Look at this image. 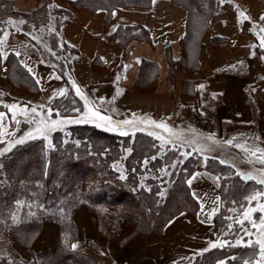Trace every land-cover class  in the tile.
Here are the masks:
<instances>
[{
	"label": "crops",
	"instance_id": "crops-1",
	"mask_svg": "<svg viewBox=\"0 0 264 264\" xmlns=\"http://www.w3.org/2000/svg\"><path fill=\"white\" fill-rule=\"evenodd\" d=\"M14 1L15 6L23 11L36 7V0ZM54 2L72 10L66 0ZM227 2L229 8L216 11L209 18L201 37L198 66L195 68L181 66L189 11L173 0H152L147 8L120 7L110 15L103 9L74 10V20L64 25L61 31V38L78 51L72 56L75 62L69 76L71 86L76 91L79 89L86 107L94 104L101 116L114 117L116 122L127 119L116 117L117 112L120 116L123 113H140L143 125L152 121L156 125L159 122L166 125L176 119L187 118L195 126L197 121L204 120L209 129L206 134L213 133L216 140L252 159H264V19H261L264 0ZM120 26H142L150 39L135 38L123 47L114 38ZM142 35L146 36L144 32ZM0 53L3 70L7 68L9 54H14L33 79L39 81L41 92L30 96L16 93L6 83L0 85L1 90L24 99L32 109H43L51 97L64 96L69 91L68 82L42 60L38 49L21 31H8L4 43L0 44ZM144 60L155 65L152 70L146 71L142 64ZM104 84L107 87H103ZM60 90H63V95L57 94ZM101 105L109 107V110ZM27 107L19 102H8L7 111L0 110L3 113L0 117L1 137L5 147L21 136L10 138L16 130L19 116L24 109L28 111ZM81 111L58 119L83 121L79 123L101 120L98 116L88 115L89 122H86L83 114L78 115ZM67 123L75 124L64 122L61 125ZM96 124L103 128L106 125L102 122ZM34 127L27 133H35ZM226 139L232 144H228ZM253 141L257 142L252 152L256 155L246 151ZM187 183L199 205L197 215L180 213L169 222L162 236L136 239L129 245L128 259H118L114 246L110 247V255H105L87 245L86 238L95 240L96 235H91L83 208L73 216L78 237L73 239L71 249L92 259L95 264H173L206 250L210 246L206 244L213 227V216L220 209L218 186L201 170L192 172ZM57 229L55 221L42 224L40 239L43 240V248L50 245L53 248ZM50 236L51 243L46 241Z\"/></svg>",
	"mask_w": 264,
	"mask_h": 264
},
{
	"label": "trees",
	"instance_id": "trees-1",
	"mask_svg": "<svg viewBox=\"0 0 264 264\" xmlns=\"http://www.w3.org/2000/svg\"><path fill=\"white\" fill-rule=\"evenodd\" d=\"M151 1L72 0V3L77 8L104 9L110 15L120 7L147 8ZM173 1L185 6L189 11L181 66L195 68L198 66L201 37L210 16L216 11L229 8L230 5L228 0ZM8 16L23 19V30L30 36L40 27L51 30L48 31L51 37L49 46L37 37L33 40L41 49L44 59L56 68L68 82L70 89L65 96L56 98L50 109L53 116L76 114L77 112L72 110L81 107L82 99L71 86L69 76L74 62L72 56L77 55L78 51L59 35L62 27L73 19V13L48 4H43L34 12H18L14 8L13 0H0V38H3L7 29ZM52 19L56 22L55 27H50ZM142 32L146 36L142 35ZM139 37L150 39L147 30L142 26H120L114 33L116 42L123 47ZM171 63L173 64L172 60ZM142 64L146 71L155 66L145 60ZM8 66L25 83L29 91L39 90L37 82L14 54L9 55ZM142 70L144 71L143 68ZM9 78L14 80L11 72ZM11 101V97L0 91V110H6L7 103ZM198 132H201V135L205 133ZM198 132H194L197 140L200 139ZM204 135L202 148L190 141L170 139L168 142L172 147L169 146L170 148L160 153L157 138L144 131H137L130 136L97 124L78 123L68 125L64 129H56L49 144L44 138L34 137L6 150L0 154V234L10 233L17 241L25 244L23 242L37 238L43 221H56L59 224V237L53 252L30 253L32 261L25 263L14 261L12 258H2L0 264H95L92 259L71 249V242L78 235L73 213L82 204L89 209L117 206L124 224L135 222L140 232L159 234L163 229L160 223L165 224L179 212L197 206L187 183L189 175L195 170L208 172L219 180L221 187L225 186V189H222L221 210L213 219V241L221 235L224 239L233 237L231 232L225 234L230 221L228 215L232 211L237 212L233 206L239 205L238 202L246 197L243 194L250 192L255 182L250 177L246 179L241 176L238 166L227 160L211 153L204 155L203 151L210 150L205 148L209 142H218L213 133ZM209 136L213 139H208ZM4 146L5 143L0 142V149ZM128 149L130 153L125 156ZM239 154L243 159L251 158L245 153ZM203 155L207 157L204 158ZM255 159V164H259L261 168L257 169L254 165L251 176L261 174V170L264 172V163ZM122 160L124 170L120 175L114 168V163ZM145 161L148 163L146 166ZM14 216H20L21 220L17 222ZM98 232L101 236L107 234L99 230ZM70 235L73 236L71 239ZM260 238H264V231ZM110 239L116 240L111 235ZM124 240L119 244H123ZM259 241L214 246L195 259L192 256L181 260L180 264H184L186 260H189L186 264H253L256 258L261 260ZM29 243L26 249L31 251ZM86 243L98 252H108L104 246L91 238L87 239Z\"/></svg>",
	"mask_w": 264,
	"mask_h": 264
},
{
	"label": "rangeland",
	"instance_id": "rangeland-1",
	"mask_svg": "<svg viewBox=\"0 0 264 264\" xmlns=\"http://www.w3.org/2000/svg\"><path fill=\"white\" fill-rule=\"evenodd\" d=\"M67 3H69V5L71 6L72 10L70 9H65L64 7L58 6L54 0H36V7L31 9V10H20L15 6V1L14 2V8L16 11L18 12H34L35 10H37L40 6H42L43 4H48V5H53L57 8H63L65 10H68L69 12L73 13V19L70 21L72 22L74 20V10L76 11H81V10H90V11H95V10H91L88 8H77L75 7L76 5H74V3H72V0H66ZM129 8V7H127ZM118 9V8H117ZM104 10V9H103ZM107 12V11H106ZM108 14V13H107ZM7 18V17H6ZM8 21V26L7 29L5 31V33H8V31H13V30H18L21 31L24 35H26L28 37V39L33 43V45L38 49V51L40 52V55L42 56V60L44 62H47L42 54L41 49L35 44L34 42V38L33 37H37V39H40L41 42L45 45H50V39L51 37H49L48 30L45 27H40L37 28V31H35V36L32 35L30 36L28 33H26L23 30V24L24 23H20V21H23V19H17L14 17H10L8 16L7 18ZM68 22V23H70ZM66 23V24H68ZM50 27H55L56 26V22L54 23V19H52L50 21ZM65 24V25H66ZM64 27V26H63ZM62 27V29H63ZM124 27V26H123ZM53 29V28H51ZM61 29V31H62ZM58 30V28H57ZM4 33V34H5ZM59 35H61V33L59 32ZM5 37L3 36V39ZM61 38V37H60ZM54 41L55 38H52ZM122 46V45H121ZM47 47V46H46ZM11 55V54H9ZM75 62V61H74ZM48 63V62H47ZM49 65H51L54 69H56L52 64L48 63ZM11 72L12 77L14 78L13 81L10 80L9 78V74ZM57 72V71H56ZM57 74H59L57 72ZM59 77H61L62 79H64L60 74ZM65 82H67L64 79ZM7 84L8 86H10L11 88H13L15 90L16 93L18 94H22V95H34V94H38L41 92L40 87L38 91L35 92H31L29 91L28 87L25 85L24 82H22L20 80V78L17 77V75L14 73L13 69L8 66V61H7V68L6 70H3V68H0V85L1 84ZM39 86V85H38ZM103 87H107V85L105 84V86L103 85ZM0 91L6 95H8L9 97L12 98L11 102H19L20 104H25V106H28V111L26 109H24L23 114L19 116V120L17 121L16 124V130L15 132L11 135L10 138L15 137V136H20L18 138H16L15 141H12L10 143V145L8 147H2L0 149V154H2L3 152H5L8 149H11L13 146L19 144V143H25L28 142L30 139L34 138V137H40V138H44L46 143H50L51 141V135L52 133L56 130V129H64L66 128V126L71 125V124H63L61 125V123H58L54 126H52L53 130H49V125L51 124V121L55 120V121H62L60 119H58V117H64V115H60L58 114L57 116H53L52 115V110L51 108V104L52 102L56 99V98H61L63 96H55V97H51L48 100V105L46 107H43V109L35 107L36 112L32 111V107L31 105H28L27 101H25L24 99H20V98H16L15 96L11 95L9 92L7 91H3L0 89ZM66 95V94H65ZM64 95V96H65ZM82 107V108H81ZM80 108H77L79 110H82L81 113H78V115L80 116V114H84L86 112H88V115H92L91 112H89V109L92 110V112H96V108L94 107V104H89V107L86 105H84V102L82 101V105ZM102 108H105L104 105H101ZM77 109H73L72 111H77ZM106 111L109 110V107L105 108ZM49 110L50 113H49ZM86 110V111H85ZM2 111H7L6 110H2ZM100 113V112H99ZM75 114V113H74ZM102 113H100L101 115ZM116 117H126V120H130L133 121L132 124H123V123H117L114 120V117H110V119L107 120H97L96 122H102L105 123V128L107 129V127H109V130L114 131L116 133L119 134H124V135H130L133 136L134 133H136L137 131H144L146 133H149L150 135H152L153 137L157 138V140L159 141V146H160V153L163 152L164 150L170 148L169 146L172 147V144L169 143L168 141L170 139H175L178 140L180 142L183 141H190L193 144H195L196 146L202 148L204 144H202V140L205 139V133L207 130L206 128V124L204 122V120H200L197 121L195 126H192L187 118H182L180 119H176L173 122H170L168 124H166V126H168V129H171L172 132L167 131L164 128H160L157 127V125L155 123H145V125H143L140 121V119L142 120V122L144 121L142 114L140 113H133V114H128V113H123L121 116L118 115V112L116 113ZM134 116V117H132ZM10 117V121L13 122V120ZM107 117V116H105ZM130 117V118H128ZM43 121V122H41ZM86 122H89V120L87 119ZM96 122H93L94 124H96ZM85 123V122H84ZM194 123V122H193ZM76 124V123H75ZM100 124V123H99ZM97 124V125H99ZM159 124H161L159 122ZM35 125L34 127V131L35 133H27L29 132V129ZM102 125V124H100ZM99 125V126H100ZM171 125V126H170ZM103 126V125H102ZM47 129V131H46ZM198 131H202L205 132L203 135H201V132ZM194 132H198V138H200L199 140H197V138L194 136ZM227 141H230L229 139H226ZM18 141H22V142H18ZM218 142H213V144L211 142L208 143V146H205V148H209L210 150L207 151H203L204 155H207L208 153L217 156L219 158L225 159L228 162L238 166V168L240 169L239 171L241 176L245 177L246 179H248L249 177L253 179V181L255 182L254 187H252L251 191L248 193L243 194L244 196H246L244 199L240 200L238 202L239 205H235L233 206L234 211L237 210V212L233 213V211L231 213H229V225H231V227L228 226V228L225 231L226 233L231 232V235L234 234L233 237L228 238V239H224L221 236H219V239L214 240L213 241V227H214V220H213V227L211 228V230L208 233V237H207V244H210V246L205 250H201L198 253L195 254H191L189 256H186L180 260H178L177 262L173 263V264H180L181 260L186 259L188 257H192L195 259L196 256L203 254L204 252L214 248L213 245L215 246H224L226 244H248L254 240H261V236H262V232L264 231V225L261 224V220L264 219V183H260L261 180H264V172L261 170V174H253V176H251L250 173L253 172V168L256 166L257 169L261 168V166L259 164H255L257 161L256 159H252V157L249 160L243 159L240 156V152H238V150L234 149L231 146L226 145L224 142H221L220 140H217ZM0 142H4V140H2L1 137V128H0ZM257 142L253 141L252 142V146H249L250 148H247L246 151L250 154H253L252 152L255 151V147ZM212 144V145H211ZM199 150V148H197ZM130 153V149L127 150V152L125 153V156H127V154ZM203 157H207L204 156ZM256 155V154H254ZM249 158V157H248ZM145 165L146 166L148 163L147 161H145ZM114 168L117 170V172L122 175L123 174V165H124V161H117L116 163H114ZM255 165V166H254ZM253 166V167H252ZM204 174H206V176L212 180L213 182H215L218 186V191L220 194V199H221V203H220V209L221 210V206H222V189H225V186L219 184V180H216V177L209 174L208 172H204ZM220 185V187H219ZM83 190V187H82ZM166 191H163V194H165ZM254 197V198H253ZM79 208H83L84 210V215L85 218L92 230L91 235L95 234L96 235V239L95 241H97L100 245H102L103 248H105V250H107V253H101L98 252L96 249H93L94 251H96L97 253L100 254H105V255H110V247L114 246L115 249L114 253L117 255L118 259L120 260H124V259H128V254L131 250L130 248V243L134 242L136 239H139L141 237H147V236H162L164 234V231L166 229V226L169 224V222L175 218L177 215H179L180 213L183 212H187L193 216L197 215L198 209H199V205L197 202V206L195 208H191V209H186L183 210L181 212H179L177 215H175L174 217H172L170 220H168L165 224L160 223V226L163 227L162 232L161 233H156V232H152V233H144V232H140V230L137 229V225L135 222H131L128 224H124L123 223V217L120 213V209L119 207L115 206V207H110V206H106L103 209H89L85 204L79 205V207L74 211V214L77 212V210ZM101 210L100 212L97 213V211ZM218 211V212H219ZM216 212L213 216V219L215 217V215L218 213ZM16 214L19 212L16 211ZM245 213H247V216L245 215ZM20 216H18L17 218L14 216V219L18 222L21 219H19ZM74 221V218H73ZM46 222L43 221L42 224ZM56 222V221H55ZM75 223V222H74ZM58 224V222H57ZM76 225V224H75ZM109 228H106V227ZM77 227V226H76ZM102 227V229H101ZM78 228V227H77ZM101 229V230H100ZM41 230H42V226L40 229V233L38 234L37 238H33L32 241L29 242H23L25 244H22L19 240L17 241L15 236H13L12 234L8 233H2L0 234V259L2 258H12L14 261H22V262H31L32 258L29 255L31 254H46L48 252H53L55 250L56 244L58 242V237H59V224H58V229H57V235H56V239L52 248V245H50L51 247H44V243L43 240L40 239V234H41ZM99 231H103L104 233H107L106 235H99ZM110 231V232H109ZM110 235L116 239L115 241H113L112 239H110ZM73 236L70 235L69 239H71ZM78 236H76L77 238ZM74 238V240L76 239ZM49 238H46L47 242H52L51 240V236L50 239L48 241ZM86 239H89L86 238ZM123 239H125L123 244H119L120 241H123ZM73 242V240H72ZM71 242V243H72ZM27 243H29V247L30 250L26 249V247L28 246ZM37 244V246H36ZM42 244V247H40ZM98 245V246H100ZM101 247V248H102ZM41 250H40V249ZM102 248V249H103ZM133 258V257H131ZM191 258V259H193ZM193 259V260H194ZM189 260L186 261H182L184 264H186ZM120 264V263H118ZM190 264V263H189ZM253 264H264V261H261L260 259H255L253 261Z\"/></svg>",
	"mask_w": 264,
	"mask_h": 264
},
{
	"label": "snow or ice",
	"instance_id": "snow-or-ice-1",
	"mask_svg": "<svg viewBox=\"0 0 264 264\" xmlns=\"http://www.w3.org/2000/svg\"><path fill=\"white\" fill-rule=\"evenodd\" d=\"M153 2H155V0H153ZM241 15H244L243 13H241ZM261 19H264V15H262ZM20 23H24L23 21H20ZM7 36V33L4 34V37L6 38ZM35 39V37H33ZM4 43V39L3 38H0V44H3ZM262 44H264V38H262ZM235 67V66H233ZM57 79H59V77H56ZM119 79V77L117 78ZM37 83H39V81H37ZM201 88H203V85H200ZM78 93H79V89L77 90ZM119 91V90H118ZM58 95H63L64 92L63 90H60L58 93ZM101 100H103V98H101ZM15 107V106H13ZM33 112H36V109L33 108L32 109ZM51 110H49V113H50ZM89 112L92 113L93 116H98L101 120H107V119H110V117H105V116H101L100 113L98 111L96 112H92L91 109H89ZM3 116V113H0V117ZM88 119V112H86L84 114V117H83V120L86 121ZM43 122V121H41ZM64 122H73V123H79V122H83L82 120H71V121H51V124L48 126L49 127V130H53L52 129V126L58 124V123H64ZM118 124L119 123H123V124H132L133 121H130V120H124L122 122H117ZM152 123H155L154 121H152ZM157 127H160V128H164L166 129L167 131L169 132H172L171 129H168L167 126L163 123L161 124H158ZM124 134H127V133H124ZM208 139H213V137L209 136ZM18 142H22V141H18ZM228 144H232V141H227ZM237 147H239V145H237ZM254 155V154H253ZM261 163H264V159H261ZM189 183H191V181H189ZM260 183H264V180H261ZM254 198V197H253ZM201 208L203 210V205H201ZM245 215L247 216V213H245ZM261 224L264 225V219L261 220ZM229 227H231V225H229ZM259 246H260V258H261V261H264V238H262L259 242ZM215 246V245H213ZM73 248L76 247V245H72Z\"/></svg>",
	"mask_w": 264,
	"mask_h": 264
},
{
	"label": "built area",
	"instance_id": "built-area-1",
	"mask_svg": "<svg viewBox=\"0 0 264 264\" xmlns=\"http://www.w3.org/2000/svg\"><path fill=\"white\" fill-rule=\"evenodd\" d=\"M104 86H105V84H104Z\"/></svg>",
	"mask_w": 264,
	"mask_h": 264
}]
</instances>
